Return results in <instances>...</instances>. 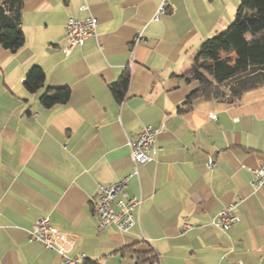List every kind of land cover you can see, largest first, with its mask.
<instances>
[{
  "label": "crops",
  "instance_id": "0c3cea01",
  "mask_svg": "<svg viewBox=\"0 0 264 264\" xmlns=\"http://www.w3.org/2000/svg\"><path fill=\"white\" fill-rule=\"evenodd\" d=\"M160 1L23 0L24 44L0 48V264H62L28 242L41 217L68 236L69 255L98 264H135L128 248L143 239L157 264H264V187L251 186L264 164V86L179 111L198 87L185 74L200 44L231 24L241 0H169L152 22ZM89 16L96 34L65 55L68 19ZM34 66L45 78L29 93ZM125 73L116 101L109 86ZM58 88L67 102L43 108L40 97ZM144 126L159 129L161 150L127 182L141 199L137 225L99 231L97 187L133 171L128 142ZM230 203L239 221L222 232L211 223Z\"/></svg>",
  "mask_w": 264,
  "mask_h": 264
},
{
  "label": "trees",
  "instance_id": "16d2710c",
  "mask_svg": "<svg viewBox=\"0 0 264 264\" xmlns=\"http://www.w3.org/2000/svg\"><path fill=\"white\" fill-rule=\"evenodd\" d=\"M23 0H0V48L16 52L24 44L21 28ZM186 82H196L184 104L190 108L195 99L203 98L234 104L248 90L264 86V0H241L231 24L210 39L202 42L195 54ZM44 72L32 67L23 85L29 93L37 91L44 83ZM128 75L109 86L116 101L126 93ZM67 88L48 90L39 99L43 108L65 104L69 99ZM135 264H157V254L146 241L128 248ZM82 264H98L84 260Z\"/></svg>",
  "mask_w": 264,
  "mask_h": 264
},
{
  "label": "built area",
  "instance_id": "2783aa9c",
  "mask_svg": "<svg viewBox=\"0 0 264 264\" xmlns=\"http://www.w3.org/2000/svg\"><path fill=\"white\" fill-rule=\"evenodd\" d=\"M169 7V0H161L157 6L151 21L158 22L166 14ZM97 20L89 16L84 20L69 18L66 23V45L63 48L65 55L96 34ZM142 39L139 34L134 44ZM214 119V118H213ZM159 129L151 126H144L137 137L128 142L130 149L133 171L119 181L101 184L97 187L94 202L93 214L97 217V230L101 231L109 226H114L121 233H130L137 225V212L141 199L131 197L127 193V182L132 176L138 175L140 166L153 159L161 147L156 145ZM215 163L209 159L208 168H213ZM251 186L253 189L264 187V164L252 170ZM238 203H230L221 209L212 221V226L222 232H227L239 221L235 214ZM191 229V225L184 221L181 226L183 232ZM146 241V240H142ZM28 242L37 244L47 250L57 253L62 264H82L86 256L84 253L78 256L69 255L72 244L67 235L54 228L48 218H39L28 233ZM147 242V241H146Z\"/></svg>",
  "mask_w": 264,
  "mask_h": 264
},
{
  "label": "rangeland",
  "instance_id": "374dc122",
  "mask_svg": "<svg viewBox=\"0 0 264 264\" xmlns=\"http://www.w3.org/2000/svg\"><path fill=\"white\" fill-rule=\"evenodd\" d=\"M195 83V82H194Z\"/></svg>",
  "mask_w": 264,
  "mask_h": 264
}]
</instances>
